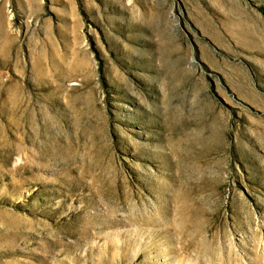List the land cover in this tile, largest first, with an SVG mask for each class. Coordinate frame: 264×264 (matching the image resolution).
<instances>
[{
	"label": "rangeland",
	"instance_id": "1",
	"mask_svg": "<svg viewBox=\"0 0 264 264\" xmlns=\"http://www.w3.org/2000/svg\"><path fill=\"white\" fill-rule=\"evenodd\" d=\"M0 264H264V0H0Z\"/></svg>",
	"mask_w": 264,
	"mask_h": 264
}]
</instances>
